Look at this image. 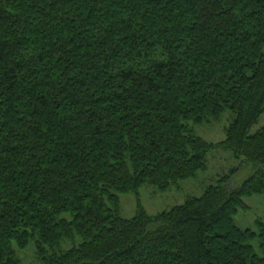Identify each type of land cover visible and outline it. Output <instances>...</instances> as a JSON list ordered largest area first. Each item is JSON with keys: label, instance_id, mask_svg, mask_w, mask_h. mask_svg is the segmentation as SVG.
<instances>
[{"label": "trees", "instance_id": "1", "mask_svg": "<svg viewBox=\"0 0 264 264\" xmlns=\"http://www.w3.org/2000/svg\"><path fill=\"white\" fill-rule=\"evenodd\" d=\"M226 111L224 140L195 133ZM263 113L264 0H0V264L31 242L39 264H264V221H234L264 192ZM215 149L235 189L120 215Z\"/></svg>", "mask_w": 264, "mask_h": 264}, {"label": "rangeland", "instance_id": "2", "mask_svg": "<svg viewBox=\"0 0 264 264\" xmlns=\"http://www.w3.org/2000/svg\"><path fill=\"white\" fill-rule=\"evenodd\" d=\"M231 118V114L226 111L218 120H208L194 125V131L204 140L218 143L224 140V128ZM263 124L264 113L260 116L258 122L253 125L250 132H255ZM206 164L205 171L197 172L192 178L179 180L165 190H160L150 184H144L137 190V193L120 194V215L123 218H131L136 211L137 199L150 215L168 210L175 205L182 204L188 196H201L208 185L216 183L224 174H230V171L234 168L238 171L236 177L234 176L230 183L234 189L247 176V173L242 170L241 159H237L229 152L221 149L210 151L206 157ZM244 203L246 209H240L234 215L235 224L242 229H254L256 220L264 221V192L261 195L255 194L244 198ZM254 244L257 246L256 243ZM17 255L23 264H39L34 254L32 242L23 250L17 249Z\"/></svg>", "mask_w": 264, "mask_h": 264}]
</instances>
